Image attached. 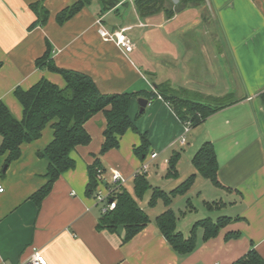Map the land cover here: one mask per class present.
I'll list each match as a JSON object with an SVG mask.
<instances>
[{"label":"crops","instance_id":"obj_1","mask_svg":"<svg viewBox=\"0 0 264 264\" xmlns=\"http://www.w3.org/2000/svg\"><path fill=\"white\" fill-rule=\"evenodd\" d=\"M78 1L0 0V101L14 118L22 117L16 89L26 91L41 79L60 88L65 85L59 74L35 65L47 43L55 67L86 74L102 94L139 93L143 94L139 98L147 99L144 94L159 86L164 93L183 100L236 101L193 127L186 144L179 146L176 140L182 122L170 103L155 96L139 113L137 99L132 100L129 117L149 142L145 160L134 154L140 136L128 130L117 149L99 157L105 174L95 193L88 196L87 166L98 156L105 126L103 115L96 114L85 124L90 144L70 152L74 168L63 173L48 195L36 202L31 197L46 183L48 166L37 153L53 140V130L47 124L39 139L21 145L19 158L6 169V155L0 156V258L17 264L37 249L46 264H232L253 248L264 260V102L260 97L264 93V0H201L192 4L171 0L167 5L171 17L161 12L146 18L139 17L133 0H88L59 24L57 15ZM36 3L47 12L42 26L35 25L38 16L31 6ZM98 20L110 32L124 29L132 51L124 54L114 43L102 40ZM214 38L223 40L222 46L232 58L231 71L234 74L236 68L242 88L240 98L235 78L230 81L225 64L219 67L215 63L219 58ZM205 142L214 148L217 178L223 188L209 183L223 197L199 199L200 191L191 192L198 181L201 183L198 176L187 194L172 199L171 209L178 229L179 216L197 212V206L206 210L205 203L222 201V209L206 210L213 221L232 219L216 236L206 239L198 230L195 250L180 256L159 234L155 219L127 242L122 228L116 233L96 230L102 205L94 197L111 187L110 169L118 171L126 179L124 188L128 190L129 183L132 191L133 178L143 162L150 164L163 156L157 172H161L159 180L166 181L167 160L172 152H179L178 176L170 179L177 181L182 155L192 161ZM151 155L155 158L150 159ZM188 167L186 174L195 173L191 162ZM144 174L150 183L148 169ZM181 200L184 209L176 212L173 205ZM187 200L192 209H187ZM189 231L182 233L188 235ZM229 233L239 235L227 238Z\"/></svg>","mask_w":264,"mask_h":264},{"label":"trees","instance_id":"obj_2","mask_svg":"<svg viewBox=\"0 0 264 264\" xmlns=\"http://www.w3.org/2000/svg\"><path fill=\"white\" fill-rule=\"evenodd\" d=\"M88 0H79L73 6L60 12L56 20L59 24L69 20L75 15ZM183 4H192L201 0H181ZM134 7L141 18L151 17L163 12L171 17L172 11L167 8L171 0H133ZM38 19L35 25L42 26L47 20V12L39 5L33 4ZM35 65L40 70H47L59 74L64 87L41 79L26 91L16 89L14 96L22 107L20 120L14 118L6 105L0 101V156L6 155L5 169L11 162L20 156V147L24 143H31L40 138L43 129L50 124L53 130V140L37 156L48 161L45 173L46 183L36 191L31 199L39 202L48 195L56 180L66 171L75 166L70 152L77 147L90 144L91 136L85 129V124L96 114L101 113L105 120L103 130V142L98 156H93V161L87 166L88 182L86 194L93 195L100 183L105 170L102 168L99 157L107 152L117 149L120 138L131 130L140 136V146L134 150V154L142 161L145 160L149 142L145 134H140L133 121L129 117L132 100L138 99L143 94L120 93L102 94L94 81L79 72L59 69L54 66L51 59V48L47 43L44 55L38 58ZM147 100L160 97L166 103L172 105L173 112L184 123L189 121L191 127H196L204 119L231 105L236 100L227 98L224 102H199L183 100L176 95L164 93L159 86L153 93L144 94ZM264 102V93L261 94ZM182 109H184L182 111ZM180 159L179 152H172L167 160V168L164 177L176 179L178 176L177 165ZM192 166L195 173L189 175L183 182L166 193L152 187L144 173H138L133 178L132 194L125 188L115 194V208L102 213L96 230L116 233L118 228L124 231V242L131 240L142 231L150 222L147 213L139 206L147 191L151 192L148 206L153 207L158 201H162L165 210L155 218V224L159 234L166 240L173 252L180 256L192 253L196 248L198 230L203 231L204 238L217 235L218 231L230 223L232 219L219 217L215 221L206 217L195 221L188 233L184 235L177 229V219L171 209L172 199L187 194L194 184L196 177L208 180L214 187L223 188L217 178L218 163L214 148L210 142L203 143L192 158ZM187 209H192L189 200L186 202ZM222 201L205 203L207 211L212 212L224 207ZM239 234L229 233L227 238L237 237ZM232 264H264L263 258L256 250L251 248L245 255Z\"/></svg>","mask_w":264,"mask_h":264},{"label":"rangeland","instance_id":"obj_3","mask_svg":"<svg viewBox=\"0 0 264 264\" xmlns=\"http://www.w3.org/2000/svg\"><path fill=\"white\" fill-rule=\"evenodd\" d=\"M222 40V39H221ZM221 40H218V39H215L212 40L213 41V47L215 48L214 50L218 53H221V51L223 52L221 54V56L219 57L218 56V53L216 55V58H219V62L218 60H216V65L217 66H221L223 67L224 64H225V67H226V75H227V78L231 81V79L234 77V75H236L237 77V73H236V68H233L234 69V74L232 73L231 71V65H232V58L231 56L227 53V51L225 52L224 50V47L222 46V41ZM220 63V65H219ZM222 73V72H221ZM232 77V78H231ZM239 81V80H238ZM240 83V81H239ZM235 85H236V82H235ZM238 92V91H237ZM200 101H203L202 98L199 99ZM227 100V98H226ZM225 101V98L221 99V103ZM192 129V128H191ZM169 152H167L165 154L168 155ZM189 157L186 155H182V158H181V176H180V179L175 181V180H166V181H160L159 178H160V175H161V172H157L158 170V167L161 165L162 161H163V156H160L159 158L155 159V160H152L153 162H151L149 164V167H148V173L150 175V177L152 179H150V185L152 187H155L159 190H161L160 188L162 189H165V191H170L172 190L176 185H178L179 183H181L182 181H184V179H186L188 177L189 174H186L187 170H188V166H189V162H191V159H188ZM4 169V168H3ZM156 172V173H154ZM201 180V183L198 181V183L195 185V187H193V189H191L192 191L191 192H197V191H200L201 192V198L199 199H212V198H217V197H223V193H220L219 191H217L216 189H214L212 187V185L209 183V181H206L205 179H202L200 178ZM167 182H171V186L168 185ZM175 183V184H174ZM170 184V183H169ZM160 187V188H159ZM127 188L129 191V193L132 194V191H131V186L130 184L128 183L127 184ZM163 191V190H162ZM150 195H151V192L150 191H147L146 194L144 195L143 199L141 201H138V204L139 206L147 213V215L149 216L150 220L153 222L155 217H157L158 215H160L165 209H164V206L162 204L161 201H158L155 206L153 207H149L148 206V201H149V198H150ZM191 196L193 197V194L191 193ZM185 198V197H184ZM177 200H179L177 198ZM197 200L195 198H193V204L196 206V202ZM198 208V211L197 212H189L187 213L186 216H183V217H180L179 216V220H180V224H179V231L183 232V233H187V231H189V229H191L193 223L199 219H203L204 217H207V216H210V213H208L206 210H204L202 207L200 206H197ZM173 209L177 212V209H181L183 210L184 209V201H177L175 202V204L173 205ZM224 212V211H223ZM211 216H214V215H211ZM217 215H215L214 217H216ZM191 222V223H190ZM190 223V224H189ZM188 224L190 225V228H188V230L186 229V227L188 226ZM187 234H185L186 236Z\"/></svg>","mask_w":264,"mask_h":264},{"label":"built area","instance_id":"obj_4","mask_svg":"<svg viewBox=\"0 0 264 264\" xmlns=\"http://www.w3.org/2000/svg\"><path fill=\"white\" fill-rule=\"evenodd\" d=\"M98 25V34L100 38L106 42H112L116 45V47L121 50L124 54H129L133 49V44L130 39L125 34L124 29H119L116 31H108L106 30L101 21L98 20L96 22ZM154 92V90H153ZM191 123L186 121L182 123V133L180 137L176 140V143L179 146H184L186 144V137L191 130ZM155 155H151L150 159H154ZM149 162L145 161L142 163L140 172L144 173L148 169ZM137 173V174H138ZM107 176L109 177V181L111 183V187L107 188L104 193L98 192L95 194L94 200L96 203L101 204V212L105 213L107 211H111L115 208V194L121 191L124 188V184L126 183V179L123 178L120 173L114 169H110L107 172ZM3 191V188L0 186V193ZM0 264H10L5 262L0 258ZM17 264H46L45 259L40 254L39 250L32 249L31 254L24 261Z\"/></svg>","mask_w":264,"mask_h":264},{"label":"water","instance_id":"obj_5","mask_svg":"<svg viewBox=\"0 0 264 264\" xmlns=\"http://www.w3.org/2000/svg\"><path fill=\"white\" fill-rule=\"evenodd\" d=\"M172 1L176 2V0H172ZM234 78H235V82H236V88H237V91H238V95H239V98H240L241 95H242V88H241V85H240L239 81L236 78V75H234ZM147 103H148V100L145 99V98H138L137 99V104L139 106V113H142L144 111Z\"/></svg>","mask_w":264,"mask_h":264}]
</instances>
